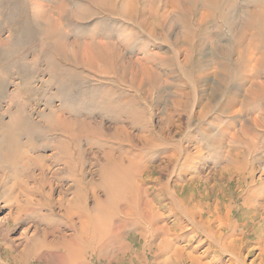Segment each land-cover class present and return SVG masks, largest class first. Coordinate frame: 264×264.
<instances>
[{
	"label": "rangeland",
	"instance_id": "rangeland-1",
	"mask_svg": "<svg viewBox=\"0 0 264 264\" xmlns=\"http://www.w3.org/2000/svg\"><path fill=\"white\" fill-rule=\"evenodd\" d=\"M106 6L0 0V264H25L27 240L45 239L53 245L31 264H65L60 245L72 243V231L62 214L79 193L83 217L69 224L86 218L89 229L82 257L69 264H181L161 251L165 238L217 264L202 231L184 230L191 226L178 205L202 224L215 210L222 220L228 213L244 232L245 264H259L264 0ZM14 142L44 160L43 190L39 166L2 164ZM55 145L64 153L57 163L46 159ZM244 163L253 166L243 172Z\"/></svg>",
	"mask_w": 264,
	"mask_h": 264
},
{
	"label": "bare ground",
	"instance_id": "bare-ground-1",
	"mask_svg": "<svg viewBox=\"0 0 264 264\" xmlns=\"http://www.w3.org/2000/svg\"><path fill=\"white\" fill-rule=\"evenodd\" d=\"M89 2L91 4H93L97 9L104 10V9H106L104 7H107L106 5H111L113 3V0H89ZM109 9H110V7H109ZM41 19H42V16H41ZM56 120H58L57 123L62 130H64L66 133H67V131H70L69 130V128H70L69 124L70 123L67 122L66 120H64L62 118V116L57 114ZM44 128H46L45 129L46 133H49V134H51V132L55 130L54 127H52V126H45ZM15 131H17V129L14 130V132ZM12 136L14 138L16 136V132L15 133L10 132L9 137H11V140H12ZM11 140H10V142H13ZM219 144H220V142H219ZM11 145H12V143H11ZM54 148L57 150V152H55L53 154H49L46 157V159H48V160L52 159L54 161V163H57L59 160H61L60 158H58V156H60L61 153H63V150L59 149L57 145H55ZM10 149H11L10 152H3L2 159L4 158L5 162H3L2 164H7L8 166L12 167L13 170H14V167H17L19 165H21L20 166L21 170H24V169L27 170V165H29L28 163H31V165H33V166L34 165L39 166V168L41 169V174H40V182L37 183V187L39 190H41L45 186V184L47 183V180L44 178L43 172H44V170H49L48 167L44 166V164H43L44 160L37 159V158L34 159L33 157H31V155H30L31 149H30L29 145L28 146L24 145V147H23L19 144L18 145L15 144V142H14V145L11 146ZM230 161H231V163L233 161H235L236 163H239L238 160H230ZM66 164H68V162L64 161V165H66ZM251 165H252V163H250V165H248V163H244L243 166L241 167V170L243 172L244 171L247 172V167L248 166L250 167ZM65 167H67V166H65ZM15 184L16 183H13L12 184L13 186L11 188L16 187L17 185H15ZM80 186H81V183L79 181H76L75 182V189L80 188ZM172 194H173V192H170V195H172ZM47 196H49V195L47 194ZM175 196H176V194H175ZM80 197H81L80 193H79V195L76 194L73 201L72 202L70 201L67 203V206H66V208H64V211L62 214L65 217L64 218V226L67 227L66 229H70V231H72V234L70 233V235H67V233H66V236L67 237L69 236L71 238L72 243L69 242L68 247L65 244L60 245V246H62L61 247L62 249L59 248L58 246H57L58 249H56V250L52 249V250H55V252L59 251L60 249L63 250L64 255H59V256L62 257L63 260L65 259L64 260L65 264H69L70 261H73V258L75 256H77L79 258L82 257V255H81V244L85 243V240H87L86 234L88 233V229H89L88 224L89 223L86 220V218H84V221H80V220L78 221V227L75 226L74 222L69 224V222L72 221L73 217H77V216L83 217L81 212L75 211V208L77 207V205H79ZM177 198H178V196H177ZM80 210H81V208H80ZM177 211L179 212V213H177L179 215V217H182L183 219H185L189 223V225L191 226V227H185L184 230L191 231L193 229L195 232L198 230H201L202 231L201 234L203 235L204 239L209 241V246H211V244L214 246L215 251H213L212 253L214 255L213 256L214 261L216 259V261L218 262L217 264H245V262H244L245 259H243L244 256L242 254V250L245 247H247L248 245H247V243L243 244L244 232L242 229L241 230L239 229L240 226L234 225L228 220V215H229L228 213L225 214V218L227 220L226 221L224 219L222 220V217L220 216V214L217 213V210H215L214 221L209 220V221H207L206 224H202L201 221L200 222H198V220L194 221L195 219L190 218L188 216V211L185 208H183L182 206L178 205ZM87 217H88V215H87ZM200 219H201V216H200ZM213 222L218 223V228H217V230H215V232L210 229V225ZM68 224H69V227H68ZM203 225L205 226V229H204ZM161 228L164 230V227H161ZM152 229L153 228L151 227V229L149 231L150 232L154 231ZM225 229H228V231L226 233H222L223 230H225ZM24 232H23V234H24ZM167 233H168V231H167ZM238 233H241V234L239 235ZM32 236L35 237L34 231H32V233L30 234L29 237H32ZM192 236H194V234ZM258 238L259 237H257V239ZM36 241L37 240H31V241L27 240L26 244H28V246L26 247V249L28 248V250H26V252L24 253V255H26V257H27L25 264L33 263L36 259H38V257L40 256L39 254H41V253L43 254V252L45 253L46 251H48L50 249V246L53 245V244H51L52 242H48L46 239L43 240L42 242H39V243H36ZM167 242H168L167 238H165L164 241L162 240V242L160 244L161 251L164 252V250L166 249L165 253L167 252L168 254L173 255L178 260V262H181V264H184V262L187 259L190 260L191 264H210V262H204V261H203L204 263H202L203 257L201 255L194 257L188 253L185 254L182 249H180V250L171 249V244H169ZM256 243H257L256 245L258 246L257 249L260 252L259 256L261 257V259L259 258V261H261L259 264H264V241L258 239V241ZM196 248L197 247H195L194 249H196ZM82 250H83V248H82ZM249 252H250V250H249ZM21 253H22V251H21ZM219 255H226L227 256V258L225 259L224 262H222L223 257H221ZM169 256L170 255H168V257ZM168 260L169 259H166L165 263ZM23 262H24V260L22 261L20 259L19 262L14 261L13 264H24ZM256 262L252 261L250 264H255Z\"/></svg>",
	"mask_w": 264,
	"mask_h": 264
}]
</instances>
